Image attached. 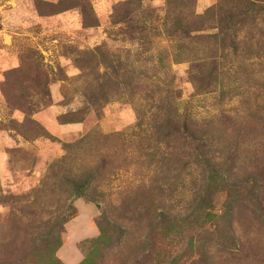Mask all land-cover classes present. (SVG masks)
<instances>
[{
	"label": "rangeland",
	"instance_id": "1",
	"mask_svg": "<svg viewBox=\"0 0 264 264\" xmlns=\"http://www.w3.org/2000/svg\"><path fill=\"white\" fill-rule=\"evenodd\" d=\"M89 1L0 0V264H264V0Z\"/></svg>",
	"mask_w": 264,
	"mask_h": 264
},
{
	"label": "trees",
	"instance_id": "2",
	"mask_svg": "<svg viewBox=\"0 0 264 264\" xmlns=\"http://www.w3.org/2000/svg\"><path fill=\"white\" fill-rule=\"evenodd\" d=\"M172 4L176 5L177 8H179L180 13V23L181 25L177 26L175 29H173V33L179 36L185 37H192L195 32L200 33L201 31H209L212 30L214 27L206 26L203 22V16H198L195 12H189L185 13L188 10V6H190L189 1L187 0H170ZM82 9V16L84 20V24L88 26H96L99 24L98 17L95 15L94 9L92 7V4L89 0H82L81 4ZM119 11V8L116 7L114 9V18L117 16V12ZM144 14L141 15L142 18L148 17L150 13H147V8L143 11ZM91 16V18H89ZM195 16V17H194ZM194 18V19H193ZM132 21V24H128L130 30L132 31H138L139 33H148L149 30H151V27L148 25V22H141L140 18H129L124 19V16L118 17L114 20H112V25H116L118 23H128L127 21ZM230 29V30H229ZM233 27H226L225 25H221L217 28V32L215 33H206L203 36H199L202 38H208L211 41H221L224 42L226 38L232 39V44L229 45V48L232 49L233 52L237 53L239 49V45L235 40L236 30L235 32L232 31ZM235 36V37H234ZM217 58H213L209 62H204L201 64V68L205 69L208 64L212 65V68L216 69ZM212 76V69L209 70V74L207 77ZM104 93V92H103ZM93 98V96H92ZM73 121H79V120H67V122H73ZM199 119L195 117H191L188 124H189V132L190 137L193 140L195 144V150L200 154L202 159L209 163L211 161V155L213 153L210 137H208L207 130H204L202 128L201 123H199ZM207 124L206 126H208Z\"/></svg>",
	"mask_w": 264,
	"mask_h": 264
}]
</instances>
